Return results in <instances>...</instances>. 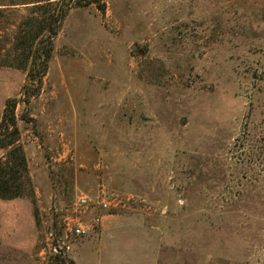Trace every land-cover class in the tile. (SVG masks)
Here are the masks:
<instances>
[{
	"label": "rangeland",
	"instance_id": "rangeland-1",
	"mask_svg": "<svg viewBox=\"0 0 264 264\" xmlns=\"http://www.w3.org/2000/svg\"><path fill=\"white\" fill-rule=\"evenodd\" d=\"M45 51L0 50V264H264V0H61Z\"/></svg>",
	"mask_w": 264,
	"mask_h": 264
},
{
	"label": "trees",
	"instance_id": "trees-1",
	"mask_svg": "<svg viewBox=\"0 0 264 264\" xmlns=\"http://www.w3.org/2000/svg\"><path fill=\"white\" fill-rule=\"evenodd\" d=\"M102 0H89L100 3ZM27 14L21 13L15 6L29 5ZM7 8H2V7ZM47 9H52L47 11ZM46 11V12H44ZM61 24V0H0V50L8 44L11 35L17 46H33L34 52L46 63L51 58L48 51L44 52L55 37ZM45 47V48H44ZM5 50V48H4ZM7 66L8 63H1ZM15 142L4 145L11 148L4 161L0 162V199L13 200L24 196L25 191L18 189L17 184L22 178V172L27 169L23 149L15 147Z\"/></svg>",
	"mask_w": 264,
	"mask_h": 264
},
{
	"label": "built area",
	"instance_id": "built-area-1",
	"mask_svg": "<svg viewBox=\"0 0 264 264\" xmlns=\"http://www.w3.org/2000/svg\"><path fill=\"white\" fill-rule=\"evenodd\" d=\"M90 204H93V207L98 206L94 209H99L105 212L111 209V203L109 201L103 200L98 205H96L95 203H91V200L87 197L80 198L76 204V209H74L72 212V215L75 216L68 217L65 221L67 235L86 237L90 234L92 227H90L88 224H85L84 220L82 219L84 215L87 214L88 208L91 206ZM100 222L101 219L94 220L95 224H99Z\"/></svg>",
	"mask_w": 264,
	"mask_h": 264
},
{
	"label": "crops",
	"instance_id": "crops-1",
	"mask_svg": "<svg viewBox=\"0 0 264 264\" xmlns=\"http://www.w3.org/2000/svg\"><path fill=\"white\" fill-rule=\"evenodd\" d=\"M77 255L80 256V258H81L83 255H85V256H86V255L91 256V254H88L87 251H83V250L77 252ZM93 255H94V254H93ZM89 260H90V258H89Z\"/></svg>",
	"mask_w": 264,
	"mask_h": 264
},
{
	"label": "water",
	"instance_id": "water-1",
	"mask_svg": "<svg viewBox=\"0 0 264 264\" xmlns=\"http://www.w3.org/2000/svg\"><path fill=\"white\" fill-rule=\"evenodd\" d=\"M135 50V47H132V51H134Z\"/></svg>",
	"mask_w": 264,
	"mask_h": 264
}]
</instances>
